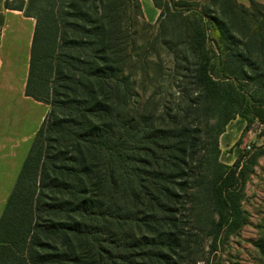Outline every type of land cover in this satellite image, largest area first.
I'll list each match as a JSON object with an SVG mask.
<instances>
[{"label": "trees", "instance_id": "16d2710c", "mask_svg": "<svg viewBox=\"0 0 264 264\" xmlns=\"http://www.w3.org/2000/svg\"><path fill=\"white\" fill-rule=\"evenodd\" d=\"M153 1L155 25L164 9L192 13L186 67H177L193 87L182 94L197 92L187 112L136 100L137 69L148 67L137 65L138 35L125 26L129 15L144 21L137 0H5L35 20L25 95L48 113L0 216V264H198L206 240L213 251L247 224L245 174L264 144L228 166L218 140L237 117L243 132L264 122V98L243 85L264 92V5ZM206 105L225 116L210 141Z\"/></svg>", "mask_w": 264, "mask_h": 264}, {"label": "rangeland", "instance_id": "374dc122", "mask_svg": "<svg viewBox=\"0 0 264 264\" xmlns=\"http://www.w3.org/2000/svg\"><path fill=\"white\" fill-rule=\"evenodd\" d=\"M221 6L226 8L225 2L224 4L222 2ZM163 12V17L159 24L151 25V29H147L145 21L141 19L135 20L130 15L126 21L125 34L130 38L133 32H137L139 39L136 42L139 50L136 53L138 57L135 61L136 63L139 61L138 63L140 64L137 65L140 67L143 65V67H148L145 74L140 71V68L137 69V76L134 78L137 82L138 91L136 100L143 102V105L147 103L148 110L154 111L156 106V108L159 107L164 112L166 110L172 113L174 111L179 113L187 112L192 108L190 103L197 92L195 91L196 93L191 96L189 94L188 97L184 96L193 87H187L186 76H188V73L182 69H177V67H186L185 63L180 60L187 53L185 51L186 45L181 44V42L186 44L189 42V27L194 20L192 13H185L179 17L172 14V8L168 11L164 9ZM227 13H238V11L231 12V10H228ZM239 20L241 24L246 23L251 27L249 18L241 16ZM193 26H197V24L194 23ZM238 27L236 25V28ZM210 37L217 41L218 34L212 31L210 32ZM164 43H167L170 47L179 45L167 48ZM222 45L219 47L220 50L223 49ZM154 47L156 50H154ZM238 49L240 50L241 48L238 47ZM165 51H168V56ZM154 52L159 53V59L163 65L162 76L161 78L158 76L156 82H154ZM258 59L261 60V58ZM258 59L257 61H259ZM157 82H160L157 84L160 87L159 91L154 88L156 86L154 83ZM243 85L249 95L256 99L264 98V92L261 89L255 88L248 83ZM182 93L185 94L183 95ZM257 106H261L264 110V102L257 104ZM205 107L207 111L205 119L210 124L208 126L210 131L207 133V140L210 141L211 135H214V132L221 127L225 116L220 115L218 106L206 105ZM263 144L264 122L257 120L251 124L247 131L242 133L240 145L235 146L234 144L232 148L220 151L218 159L221 163L232 166L240 154L244 152L251 153L253 147H261ZM233 151L235 155L229 156ZM248 170L244 179L245 199L242 203V208L247 213V224L236 234L228 237L222 236L221 239H218L213 251H211L210 246L214 245V243L211 240H206L203 244L205 250L201 256L202 260L198 264H264V154L256 157L255 161L248 165Z\"/></svg>", "mask_w": 264, "mask_h": 264}, {"label": "crops", "instance_id": "0c3cea01", "mask_svg": "<svg viewBox=\"0 0 264 264\" xmlns=\"http://www.w3.org/2000/svg\"><path fill=\"white\" fill-rule=\"evenodd\" d=\"M137 1L144 21L155 25L160 18V9L153 0ZM235 1L249 8L250 0ZM253 1L264 5V0ZM4 2L0 0V216L31 141L48 111L45 104L25 95L35 20L24 16L21 11L6 9ZM196 4L206 8L210 0H196ZM245 125V121L238 117L228 123L218 140L220 151L234 146L241 138ZM233 155L234 151L229 154Z\"/></svg>", "mask_w": 264, "mask_h": 264}]
</instances>
